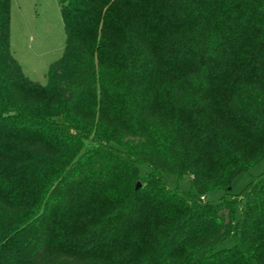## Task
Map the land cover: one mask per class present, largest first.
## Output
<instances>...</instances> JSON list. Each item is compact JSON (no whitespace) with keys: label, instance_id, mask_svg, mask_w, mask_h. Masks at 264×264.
<instances>
[{"label":"trees","instance_id":"16d2710c","mask_svg":"<svg viewBox=\"0 0 264 264\" xmlns=\"http://www.w3.org/2000/svg\"><path fill=\"white\" fill-rule=\"evenodd\" d=\"M11 2L0 264H264V174L232 188L264 157V0H60L45 83L11 49Z\"/></svg>","mask_w":264,"mask_h":264},{"label":"rangeland","instance_id":"374dc122","mask_svg":"<svg viewBox=\"0 0 264 264\" xmlns=\"http://www.w3.org/2000/svg\"><path fill=\"white\" fill-rule=\"evenodd\" d=\"M63 22L60 0H12L11 49L30 79L45 83V74L51 64L66 53ZM142 170L146 171L148 167L143 165ZM262 174L264 157L235 177L232 182L233 193L240 194L252 180ZM165 178L171 189L191 190L192 179L189 175L178 177L165 173ZM223 193V189H215L208 192L205 198L211 202L217 201ZM240 215L241 209L238 208L236 217ZM234 243V238L230 237L222 246H233Z\"/></svg>","mask_w":264,"mask_h":264},{"label":"water","instance_id":"95a60500","mask_svg":"<svg viewBox=\"0 0 264 264\" xmlns=\"http://www.w3.org/2000/svg\"><path fill=\"white\" fill-rule=\"evenodd\" d=\"M140 184H141V182L137 184V187H140Z\"/></svg>","mask_w":264,"mask_h":264},{"label":"built area","instance_id":"2783aa9c","mask_svg":"<svg viewBox=\"0 0 264 264\" xmlns=\"http://www.w3.org/2000/svg\"><path fill=\"white\" fill-rule=\"evenodd\" d=\"M205 197H203V199H204Z\"/></svg>","mask_w":264,"mask_h":264}]
</instances>
